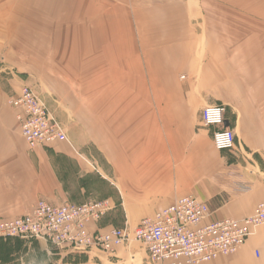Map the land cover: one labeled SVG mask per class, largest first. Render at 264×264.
Masks as SVG:
<instances>
[{
    "label": "crops",
    "instance_id": "0c3cea01",
    "mask_svg": "<svg viewBox=\"0 0 264 264\" xmlns=\"http://www.w3.org/2000/svg\"><path fill=\"white\" fill-rule=\"evenodd\" d=\"M26 85L71 145L28 146L8 103ZM211 104L225 108L231 151H216V127L202 123ZM88 157L131 229L186 195L209 205L207 222L253 215L264 201V0H0V218L41 199L110 198L83 200ZM70 162L76 186L62 175ZM104 260L98 250L75 264ZM204 264H264V225L235 254Z\"/></svg>",
    "mask_w": 264,
    "mask_h": 264
},
{
    "label": "built area",
    "instance_id": "2783aa9c",
    "mask_svg": "<svg viewBox=\"0 0 264 264\" xmlns=\"http://www.w3.org/2000/svg\"><path fill=\"white\" fill-rule=\"evenodd\" d=\"M8 103L17 111L22 137L31 149L57 141L71 145L65 129L32 87H21L9 97ZM225 121L223 105L211 104L203 108L202 123L208 128L216 127L212 141L219 152L231 151L236 145V134L225 126ZM113 208L110 198L61 205L39 200L27 214L0 218V239H38L60 250L107 253L137 242L155 263L204 264L235 254L253 234L254 228L264 225V201L249 217L207 222L211 216L209 205L189 195L142 219L132 230L127 226H112L104 231H90V225H97Z\"/></svg>",
    "mask_w": 264,
    "mask_h": 264
},
{
    "label": "rangeland",
    "instance_id": "374dc122",
    "mask_svg": "<svg viewBox=\"0 0 264 264\" xmlns=\"http://www.w3.org/2000/svg\"><path fill=\"white\" fill-rule=\"evenodd\" d=\"M202 111L200 112V117H202L201 115ZM49 146L51 145H47L43 147L47 148ZM95 148L91 147V149L93 150ZM77 150L79 151L80 148L78 147ZM93 154L95 155L96 153L93 152ZM86 159L91 163H94L92 160L94 161L97 160L96 157H92V158L88 157ZM73 165L74 164L70 162L68 169H62V175L65 179L66 178L69 179V182L71 184L73 181H75V183L73 184L76 186V178L72 176L76 170V168L73 167ZM93 167H95L94 170H92V172H89V175L87 177L88 180L87 189L83 194L84 196L83 200H87L90 198L110 197L112 201L114 200V204H113L114 208L102 220V225H104L106 228H110L112 226H116V227L128 226L130 228L131 223L127 221L125 207L122 205V202L119 200L117 191L115 192V190L113 189L112 182L108 179L102 181L101 180L102 175L100 172H98V170H96L95 163L93 164ZM90 168H92V166H90ZM82 184L83 185L85 184L84 179ZM73 195L75 196L74 198H80L77 190L73 191ZM134 225H137V223ZM39 242L45 243V241L38 239H32L29 241L7 240L1 246L2 255H1L0 264H66L68 262L70 264H75L79 262H87L89 253L98 252V250H94V251L93 250L83 251V250H72V249L60 250L53 246L49 249H46L38 246ZM132 247L134 249V252L128 254L126 258H124L123 260L116 262L114 260L116 259L118 260V258L116 256H112L113 254L108 253L110 255L111 261L104 260V262L106 264H112L110 262H115V264H163V263L152 262L147 256V254L143 253V247L139 243L135 242ZM66 251H69L68 255L62 256L61 254L65 253Z\"/></svg>",
    "mask_w": 264,
    "mask_h": 264
},
{
    "label": "bare ground",
    "instance_id": "6f19581e",
    "mask_svg": "<svg viewBox=\"0 0 264 264\" xmlns=\"http://www.w3.org/2000/svg\"><path fill=\"white\" fill-rule=\"evenodd\" d=\"M52 114H53V113H52ZM54 117H55V116H54ZM55 118H56V117H55ZM225 119H226V118H225ZM58 122H59V121H58ZM59 123H60V122H59ZM225 126H226V121H225ZM62 127H63V126H62ZM21 134H22V133H21ZM58 142H60V141H57V142H55V143H58ZM26 143H27V142H26ZM53 144H54V143H53ZM49 145H52V144H49ZM28 146H29V145H28ZM43 146H47V145H43ZM43 146H39V147H43ZM213 146H214V145H213ZM37 148H38V147H37ZM37 148H36V149H37ZM214 149H215V147H214ZM215 150H216V149H215ZM216 151H217V150H216ZM186 196H189V195H186ZM192 196H194V195H192ZM183 197H184V196H183ZM195 197H196V196H195ZM180 198H181V197H180ZM196 198H198V197H196ZM103 199H104V198H103ZM178 199H179V198H178ZM178 199H177V200H178ZM198 199H199V198H198ZM97 200H98V199H97ZM177 200H176V201H177ZM199 200H200V199H199ZM176 201H175V202H176ZM200 201H202V200H200ZM175 202H174V203H175ZM202 202H204V201H202ZM174 203H173V204H174ZM205 203H206V202H205ZM113 204H114V202H113ZM173 204H171V205H173ZM171 205H169V206H171ZM169 206H167V207H169ZM112 210H113V209H112ZM210 214H211V210H210ZM107 215H108V214H107ZM107 215H106V216H107ZM106 216H105V217H106ZM105 217H104V218H105ZM104 218H103V219H104ZM103 219H101V221H102ZM101 221H99V222H101ZM98 224H99V223H98ZM136 226H137V225H136ZM136 226H135V227H136ZM260 226H262V225H260ZM260 226H257V227L254 228L253 234L255 233L256 229H257L258 227H260ZM127 227H128V226H127ZM135 227H134V228H135ZM128 228H129V227H128ZM134 228H133V229H134ZM89 229H90V231H94V229H93V225H90ZM129 229H131V228H129ZM131 230H132V229H131ZM103 231H104V230H103ZM140 245H141V244H140ZM141 246H142V245H141ZM119 247H120V246H119ZM142 247H143V246H142ZM143 249H144V247H143ZM116 250H117V249H116ZM144 250H145V249H144ZM106 253H107V252H106ZM113 253H114V252H113ZM113 253H112V254H113ZM220 257H224V256H220ZM220 257H218L217 259H219ZM215 260H216V259H215ZM213 261H214V260H213ZM211 262H212V261H211ZM166 263H168V262H166ZM168 264H169V263H168Z\"/></svg>",
    "mask_w": 264,
    "mask_h": 264
},
{
    "label": "trees",
    "instance_id": "16d2710c",
    "mask_svg": "<svg viewBox=\"0 0 264 264\" xmlns=\"http://www.w3.org/2000/svg\"><path fill=\"white\" fill-rule=\"evenodd\" d=\"M227 122V121H226ZM10 239H12V238H10ZM0 240H2V239H0ZM6 240H8V239H6Z\"/></svg>",
    "mask_w": 264,
    "mask_h": 264
},
{
    "label": "water",
    "instance_id": "95a60500",
    "mask_svg": "<svg viewBox=\"0 0 264 264\" xmlns=\"http://www.w3.org/2000/svg\"><path fill=\"white\" fill-rule=\"evenodd\" d=\"M228 124L226 123V126H227Z\"/></svg>",
    "mask_w": 264,
    "mask_h": 264
}]
</instances>
